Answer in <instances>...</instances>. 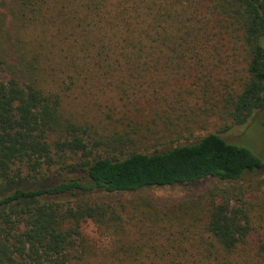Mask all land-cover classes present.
<instances>
[{
	"label": "trees",
	"instance_id": "16d2710c",
	"mask_svg": "<svg viewBox=\"0 0 264 264\" xmlns=\"http://www.w3.org/2000/svg\"><path fill=\"white\" fill-rule=\"evenodd\" d=\"M198 2L16 0L9 37L14 62L0 79V264H86L81 224L87 220L108 246L92 264H264V215L232 191L264 162L220 133L162 151L85 159L78 177L36 188L13 172L17 163L30 170L51 164L49 132L72 136L58 146L83 148L74 134L80 128L63 109L68 92L101 77L120 92L150 88L157 80L148 75L179 73L192 59L188 67L200 74L209 37L230 44L238 82L221 99L223 113L231 125L246 124L264 107V0H208L203 10ZM205 179L229 186L210 188L177 209L145 198L66 205L86 193Z\"/></svg>",
	"mask_w": 264,
	"mask_h": 264
},
{
	"label": "rangeland",
	"instance_id": "374dc122",
	"mask_svg": "<svg viewBox=\"0 0 264 264\" xmlns=\"http://www.w3.org/2000/svg\"><path fill=\"white\" fill-rule=\"evenodd\" d=\"M207 1L199 0L196 6L203 10ZM16 9V0H0V79L8 76L6 64L14 62L10 38ZM28 33L33 35L32 32ZM206 40L207 52L200 57L198 68L202 73L198 74L188 67L195 62L192 59L183 63L179 73L166 71L155 76L148 75L146 80L151 77L157 80V86L153 85L156 91H152L153 87H132L120 92L115 87L116 82L109 84V78L101 77L88 80L68 92L67 96L62 97L63 109L66 118L80 128L74 134L80 137L83 148L72 150L58 146V140H71L72 136L49 132L47 142L52 156L51 164H43L39 170H30L26 164L17 163L13 172L27 178L28 183H24V186L36 188L78 177L81 174L78 164L85 159L124 157L135 151H162L212 132L220 133L229 142L249 148L264 162V107L256 111L246 124L231 125L223 113L221 102L222 97L232 93L238 84L230 58V44H221L212 37ZM83 153L87 155L83 156ZM263 179L264 168L232 187V191L240 192L249 202L256 203L253 211L256 215H264L261 208H264ZM217 185L229 186L205 179L188 184L151 186L130 193H86L71 198L66 205L83 200L118 205L120 202L145 198L157 207L177 209L179 204ZM81 233L86 239L83 259L86 264H92L108 246L91 220L81 224ZM82 246L80 244L77 249Z\"/></svg>",
	"mask_w": 264,
	"mask_h": 264
}]
</instances>
